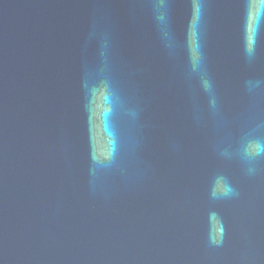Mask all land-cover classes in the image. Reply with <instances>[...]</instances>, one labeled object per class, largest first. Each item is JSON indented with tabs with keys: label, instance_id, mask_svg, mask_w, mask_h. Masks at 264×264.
I'll return each mask as SVG.
<instances>
[{
	"label": "water",
	"instance_id": "obj_1",
	"mask_svg": "<svg viewBox=\"0 0 264 264\" xmlns=\"http://www.w3.org/2000/svg\"><path fill=\"white\" fill-rule=\"evenodd\" d=\"M0 264H264V0H0Z\"/></svg>",
	"mask_w": 264,
	"mask_h": 264
}]
</instances>
